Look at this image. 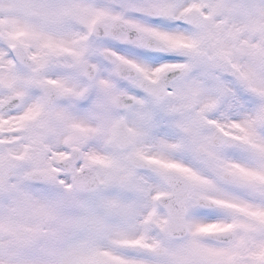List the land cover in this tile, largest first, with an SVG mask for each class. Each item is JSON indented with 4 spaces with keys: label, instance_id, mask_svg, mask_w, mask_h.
<instances>
[{
    "label": "snow or ice",
    "instance_id": "6c2138e0",
    "mask_svg": "<svg viewBox=\"0 0 264 264\" xmlns=\"http://www.w3.org/2000/svg\"><path fill=\"white\" fill-rule=\"evenodd\" d=\"M0 264H264V0H0Z\"/></svg>",
    "mask_w": 264,
    "mask_h": 264
},
{
    "label": "rangeland",
    "instance_id": "374dc122",
    "mask_svg": "<svg viewBox=\"0 0 264 264\" xmlns=\"http://www.w3.org/2000/svg\"><path fill=\"white\" fill-rule=\"evenodd\" d=\"M10 242V238L6 234L0 233V251H3Z\"/></svg>",
    "mask_w": 264,
    "mask_h": 264
}]
</instances>
